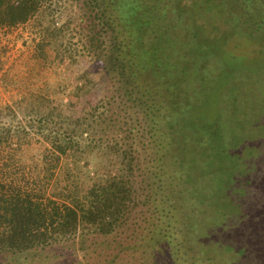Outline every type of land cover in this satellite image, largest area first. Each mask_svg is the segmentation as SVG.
Returning <instances> with one entry per match:
<instances>
[{
  "label": "trees",
  "instance_id": "1",
  "mask_svg": "<svg viewBox=\"0 0 264 264\" xmlns=\"http://www.w3.org/2000/svg\"><path fill=\"white\" fill-rule=\"evenodd\" d=\"M45 1L0 0V27L26 23ZM200 2L84 0L85 16L94 14L98 22L84 27L91 52L103 57L121 109L134 111L160 153L148 176L127 148L134 145L127 135L133 131L130 118L120 126H99L103 114L75 116L74 104L67 106L69 113L59 106L40 114V106L32 109L46 147L33 162L46 169L29 178L19 168L15 157L26 153L21 138L8 150L14 156L0 153V258L71 247L87 232L109 237L133 216L147 215L157 221L145 220L125 238L152 247L139 256L145 264H264V206L258 207L261 195L264 200V130L249 136L257 125L264 128V109H244L248 93L261 95L256 79L264 81V55L235 50L242 39L264 46V0H205L210 7ZM213 29L217 34L210 39ZM243 85L248 93L241 96ZM253 114L258 121L251 124ZM55 118L62 132L50 130ZM30 120L31 129L37 127ZM112 125L119 128L110 139ZM0 129L1 150L9 142ZM119 133L126 135L117 138ZM63 155L70 158L68 183L48 195L53 186L43 180L55 178ZM75 174L82 184L75 183ZM189 200L217 206L222 224L231 219L229 228H221L222 235L193 232L185 217ZM248 236L249 243H260L257 250L242 244Z\"/></svg>",
  "mask_w": 264,
  "mask_h": 264
},
{
  "label": "rangeland",
  "instance_id": "2",
  "mask_svg": "<svg viewBox=\"0 0 264 264\" xmlns=\"http://www.w3.org/2000/svg\"><path fill=\"white\" fill-rule=\"evenodd\" d=\"M200 1L201 4L205 3V0ZM83 2L84 0H47L26 23L0 27V128L5 129L9 142L6 148L0 150V153L4 157L14 156L15 151L8 155V150H14L12 148L16 147L21 138L26 155L22 152L16 155L15 159L19 160L17 162L19 168L24 169V173L29 178H37V173L44 174V164L35 165L33 162L38 159H33V156L43 153L46 147L43 146L44 139L40 133V117L37 115L34 117L31 110L40 106L38 110L40 114L43 110L59 106L69 113L67 106L74 104L75 116L83 117L87 112L103 114L98 120L99 126L105 123H115L120 126L125 119L130 118L127 121L133 131L127 135L132 137L134 145L127 148L141 162L143 172L149 176V173L153 172L150 166L160 152L157 153L154 150L148 129L146 128L143 132V127L139 128L140 120L137 119L134 111L130 110L129 113L121 109L118 104L120 99L117 98V89L103 71V57L99 59L98 55L91 52L86 38L88 31L84 30V27L86 24L96 26L98 22L93 20L94 14L89 18L85 16ZM205 5L211 6L210 2H206ZM48 7H51V10ZM219 26L220 23H216L215 28ZM221 27L223 28L222 24ZM214 29L209 33L210 39H214V34H217ZM238 41L242 46L237 47L236 52L253 58L264 55V46L252 44L244 39ZM232 46L235 47L234 44ZM256 80L262 84L260 96L249 94L242 89L244 85L238 86L241 96L245 92L248 93V102L244 109L247 108L249 111L253 110L252 106H259V104L260 108L264 109V81L259 77ZM106 102L111 105L106 106ZM28 112L31 114L29 115ZM28 119H31L30 123H34L37 127L31 129ZM257 121L255 114L247 119V122L251 124ZM117 126L112 125V130L108 131L111 135L110 139L117 134L119 128ZM49 128L61 132L64 129L57 124L56 118L51 119ZM17 130L20 132L18 133ZM262 130L264 128L258 125L255 130L251 129L250 139L254 138L256 131ZM100 131L99 134L105 136V133ZM123 135L126 133H121L117 138ZM69 160V157L66 158V155H63L61 166L53 170L56 174L55 178L49 181L46 177L48 180H43V183H46L45 186H53L47 190L48 195L61 192L60 188L67 185L68 175L65 165ZM69 166L71 167L72 163ZM148 167L150 169H147ZM88 169L92 171V165H89ZM94 175V172H91V176ZM75 177L80 178V176L75 174L73 178L75 183L82 184L81 178L75 179ZM262 198L261 195L258 206L260 210H263L264 206ZM201 203L203 202L191 200L184 203L185 217L187 221H190L193 232L202 234L215 231L218 235L224 234L220 230L228 229L231 219L222 224L217 206ZM203 212H205L204 216ZM256 214L258 216V213ZM156 217L133 216L129 226L121 228L109 237L85 232L84 237L77 238L76 242L70 245L71 247L58 245L47 252L29 254L27 258L26 256L8 260L0 258V264H145L139 256L142 250L153 252L152 247L143 243L138 245L139 240L137 244L125 238L132 235L133 231L137 232V227L145 226V220L150 224L157 221ZM180 217L177 214V218ZM162 228L161 224L160 229ZM243 231L248 233L249 227L246 226ZM250 231L253 232L252 228ZM227 232L225 231L226 235ZM254 240L257 242L261 240L260 235ZM255 241L249 243L248 236L242 244L251 250H257L260 243ZM128 243H131L130 247L127 246ZM127 253H133L134 256ZM146 258L149 262L150 254Z\"/></svg>",
  "mask_w": 264,
  "mask_h": 264
}]
</instances>
